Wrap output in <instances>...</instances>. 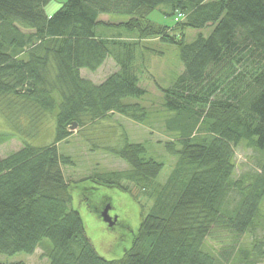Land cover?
<instances>
[{"label":"trees","instance_id":"16d2710c","mask_svg":"<svg viewBox=\"0 0 264 264\" xmlns=\"http://www.w3.org/2000/svg\"><path fill=\"white\" fill-rule=\"evenodd\" d=\"M48 1L0 0V114L13 129L0 133V144L17 132H40L46 120L54 134L43 145L23 138L0 158V253L31 254L48 238V264H224L205 247L214 227L241 234L264 226V0H64L47 14ZM161 6L165 15L178 13L179 26L213 28L188 42L183 31L177 37L148 17ZM106 26L136 39L102 36ZM153 38L176 44L183 64L164 90L161 110L170 136L163 145L177 159L160 183L164 163L146 156L143 142L125 140L107 150L127 169L83 178L130 193L131 183L150 200L132 194L140 206L138 230L121 257L108 259L70 207L63 166L72 159L57 144L72 135L73 121L83 127L120 114L148 125L146 108L128 99L146 92L138 81L148 67L144 49L151 48L143 41ZM108 57L118 69L101 82L81 76L82 68L95 71ZM241 142L261 157L234 178ZM102 207L91 210L100 218ZM263 256L264 236L238 247L233 260L255 264Z\"/></svg>","mask_w":264,"mask_h":264},{"label":"rangeland","instance_id":"374dc122","mask_svg":"<svg viewBox=\"0 0 264 264\" xmlns=\"http://www.w3.org/2000/svg\"><path fill=\"white\" fill-rule=\"evenodd\" d=\"M64 0H49L44 6L47 13L54 12ZM165 6L156 8L149 13V18L169 27L170 34L180 37L184 32L185 40H193L199 33L209 35L213 26L203 28L182 27L176 24L179 20L178 13L165 15L162 13ZM151 50L144 49L147 59V69L139 74V85L146 92L140 99L129 98V101H138L147 110L149 116L148 125L136 122L120 114H112L99 118L83 127L76 125L68 128L72 135L57 144L61 154L69 155L72 164L63 166L66 179L70 182L72 200L70 207L77 210L82 218L86 236L89 238L95 250L108 259L119 258L124 251L132 246L133 238L138 230L140 221V206L138 200H144L140 193L128 183L131 193L121 191L114 187L98 185L88 179H83L92 172L109 170H125L128 164L109 152L110 147H121L124 141L143 142L147 151L146 156H152L164 163L157 181L165 182L170 174L176 156L165 150L164 141L170 136L163 128L164 112L162 103L164 101L165 89L172 86L178 75L183 71V64L179 57V49L176 44L158 40L157 38L143 41ZM111 60L107 58L99 70L90 71L81 69V76L93 79L99 83L105 75L110 72ZM110 74V73H109ZM161 113V114H160ZM22 122L21 125H25ZM52 120H46L42 124L40 132H33L26 136L16 133L14 137L0 144V158L11 151L19 149L22 139L34 145L50 143L54 134L51 131ZM13 132L8 122L0 114V133ZM261 153L252 147L245 146L244 142L235 147V172L237 178L242 172L257 167ZM138 194V200L132 195ZM232 203L233 198H229ZM141 202V201H140ZM93 206H108V214L115 217L116 221L109 226L103 219L91 210ZM147 210V207H145ZM100 211V215H101ZM264 214V205L262 208ZM264 236V226L258 227L254 232L235 234L221 227H214L205 239V247L215 252L224 264H244L233 260L238 247H248L254 237L261 239ZM52 247L48 238L41 241L40 246L34 253L27 254L17 252L14 255L0 253L2 261H22L25 264H48L45 255ZM255 264H264V256L255 261Z\"/></svg>","mask_w":264,"mask_h":264},{"label":"crops","instance_id":"0c3cea01","mask_svg":"<svg viewBox=\"0 0 264 264\" xmlns=\"http://www.w3.org/2000/svg\"><path fill=\"white\" fill-rule=\"evenodd\" d=\"M47 13V12H46ZM47 14H50V13H47ZM109 18H110V16H109ZM120 18V17H119ZM113 19H115V20H117L118 19V17H115V16H113ZM108 30V31H107ZM99 32H100V34L102 35V36H107V37H119V38H121V39H128V38H133V39H136L135 37H131V36H129L125 31H123L122 29H121V27H118V26H106V27H102V28H100L99 29ZM109 58V57H108ZM110 60H111V68H110V72H108L106 75H105V77L109 74V73H111V72H113V71H115V70H117L118 69V66H117V64L114 62V60L113 59H111L110 58ZM105 62V61H104ZM103 62V63H104ZM103 63L101 64V66L103 65ZM101 66H99L96 70H99V68L101 67ZM104 77V78H105ZM104 78H102L101 80H100V82L104 79ZM90 80H92L93 82H94V80L93 79H90Z\"/></svg>","mask_w":264,"mask_h":264},{"label":"water","instance_id":"95a60500","mask_svg":"<svg viewBox=\"0 0 264 264\" xmlns=\"http://www.w3.org/2000/svg\"><path fill=\"white\" fill-rule=\"evenodd\" d=\"M77 125L76 121H73L72 124L69 126V128H74ZM101 218L103 221H105L109 226L113 225L116 221L115 217H111L108 214V206H105L101 211Z\"/></svg>","mask_w":264,"mask_h":264}]
</instances>
